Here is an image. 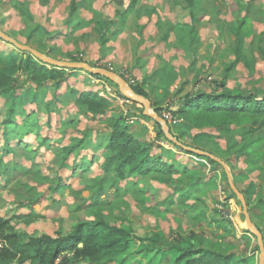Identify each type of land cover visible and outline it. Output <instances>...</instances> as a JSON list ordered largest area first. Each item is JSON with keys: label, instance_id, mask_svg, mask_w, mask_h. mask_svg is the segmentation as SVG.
<instances>
[{"label": "rangeland", "instance_id": "rangeland-1", "mask_svg": "<svg viewBox=\"0 0 264 264\" xmlns=\"http://www.w3.org/2000/svg\"><path fill=\"white\" fill-rule=\"evenodd\" d=\"M71 2L0 0V30L49 57L112 70L128 85H138L182 148L210 153L223 164L177 147L162 123L145 115L143 104L128 99L106 77L64 69L66 79L38 85L25 71L30 53L0 37V70L14 78L0 88V216L31 236L57 237L71 230L75 215L97 209L100 201L108 203V220L135 235L159 234L184 246L236 251L259 264L257 237L246 226L243 204L227 174L264 233V207L258 204L264 176L249 166L250 155L232 147L252 121L193 127L174 118L171 109L189 93L264 95V0H77L75 13ZM105 31L103 45L100 33ZM31 61L53 68L33 55ZM82 91L104 96L105 111H89L78 101ZM9 116L17 135L5 143ZM114 119L164 146L153 152L178 170L135 173L117 181L107 176L102 163ZM80 140L84 146L64 159V148ZM80 164L85 168L77 169ZM81 205L85 211L76 209ZM31 211L38 216L27 223L23 215ZM143 244L134 239L109 264H183L176 262L177 252L164 256L147 252Z\"/></svg>", "mask_w": 264, "mask_h": 264}, {"label": "trees", "instance_id": "trees-1", "mask_svg": "<svg viewBox=\"0 0 264 264\" xmlns=\"http://www.w3.org/2000/svg\"><path fill=\"white\" fill-rule=\"evenodd\" d=\"M195 1L190 0V3L193 4ZM77 9V0H72L71 11L75 13ZM100 39L104 45L108 39L106 31L100 33ZM238 39L241 45V33ZM239 50L240 47L238 53ZM31 56L32 54L26 59L25 71L32 75L33 80L38 85L50 79L59 81L67 78L64 69L53 66L52 69H47L43 65L38 66L32 63ZM91 75L101 77V75ZM13 81L14 78L0 70V88L6 84L10 85ZM131 87L137 94L148 98L146 92L138 85ZM78 101L94 113L104 112L108 104V100L104 96L93 91L80 92ZM171 113L174 118L183 119L193 127L222 126L229 122L241 125L247 121H252L250 125H246L242 139L234 142L232 147L236 148L235 152L239 155H250V158L247 156L249 166L259 170V174L264 176V95L259 97L253 93H234L231 90L189 93L184 97L181 105L171 109ZM11 119L9 116L4 121L2 137L5 143L12 136L17 135L14 133L16 129L9 125V123H14L10 121ZM110 126L112 128L111 135L106 145L107 153L102 163V170L111 179L117 181L118 179H126L135 173H146L152 170L164 173L178 170L177 167L163 161L153 152L155 146L163 148L164 146L161 144L145 141L142 135L134 131L133 126L126 125L122 120L114 119ZM172 142L183 149L180 144ZM84 143L83 140H80L65 147L64 159L71 152L75 153L79 146H84ZM183 150L197 157L219 163L208 155ZM85 166V164H80L76 168L84 169ZM98 185V189H101L103 182L101 181ZM245 199L249 207V201L246 197ZM95 204L101 206L87 211L83 205L76 207V209H83L86 214L75 215L71 230H62L58 232L57 237L45 233L31 236L16 229L8 219L0 216V236L4 242L0 248V264H75L81 261H89L93 264H109L117 260L119 253L129 250L134 239L143 241V247L147 252L156 251V253L164 256H168L171 252H177L175 260L178 263L254 264L249 256L238 255L236 251L184 246L180 241L174 243L159 234L144 238L135 235L132 231L108 220L104 213V205H108V203L97 201ZM258 204L260 207H264V198H260ZM37 216L35 211H31L23 215V218L27 223H30ZM183 239L185 237H182L181 241ZM257 249L260 250L259 246Z\"/></svg>", "mask_w": 264, "mask_h": 264}, {"label": "water", "instance_id": "water-1", "mask_svg": "<svg viewBox=\"0 0 264 264\" xmlns=\"http://www.w3.org/2000/svg\"><path fill=\"white\" fill-rule=\"evenodd\" d=\"M0 37H2L5 41L12 43L13 45L18 47L19 49L29 52L34 57L39 59L42 63L47 64V65H51L54 68H58V69H83L90 74L101 75V76L106 77L107 79H109L111 81H114L115 83H117L120 86L122 93L128 99L135 100V101H138L139 103L143 104L145 106V111H144L145 115L154 117L158 122L162 123L166 135L170 139H172V141H174L178 144L177 140L170 135L169 128L167 126V121L163 117L157 115L155 112H153L151 110V101L148 98L141 96V95L137 94L136 92H134L132 87L127 84V81L118 73H116L112 70L105 69V68L93 67L90 64L83 62V61H69V60H61V59L49 57V56L45 55L43 52H41V51H39V50L29 46V45H25V44H22V43L16 41L15 39H13L9 35L5 34L1 30H0ZM183 148L186 150L193 151L195 153L208 155V156L212 157L213 159L217 160L220 164H223L222 161H220L218 158H215L213 155H211L209 153H204V152L194 150L190 147H185V146ZM227 174H228L229 184L231 185L232 189L234 190V192L236 193V195L239 197V199L241 200V202L243 204L244 216L246 219L245 220L246 226L251 231V233H253L257 237V240H258V243L260 246V262H259V264H264L263 235H262L261 231H259L256 228V226L254 225V223L250 217L245 196L243 195V193L241 191H239L236 188L235 184L232 181L231 175L228 171H227Z\"/></svg>", "mask_w": 264, "mask_h": 264}, {"label": "built area", "instance_id": "built-area-1", "mask_svg": "<svg viewBox=\"0 0 264 264\" xmlns=\"http://www.w3.org/2000/svg\"><path fill=\"white\" fill-rule=\"evenodd\" d=\"M2 246H3V244L1 243V244H0V248H1Z\"/></svg>", "mask_w": 264, "mask_h": 264}]
</instances>
